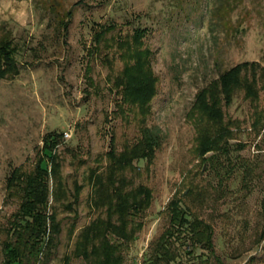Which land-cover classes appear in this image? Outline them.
<instances>
[{"label":"rangeland","instance_id":"obj_1","mask_svg":"<svg viewBox=\"0 0 264 264\" xmlns=\"http://www.w3.org/2000/svg\"><path fill=\"white\" fill-rule=\"evenodd\" d=\"M72 6L68 31H62L58 22ZM97 25L116 26L108 41L146 29L142 49L156 79L146 115L128 104L118 109L120 96L100 63L103 43L95 48ZM4 36L18 47L19 74L0 80V248L16 208L4 198L6 179L12 168H28L43 137L56 131L74 153L60 150L68 197L54 203L62 227L51 264H64L77 234L99 216L91 208L89 169H102L111 136L119 150L134 143L140 119L159 135L154 158L139 161L133 175L151 188L153 202L123 264L147 263L168 227L172 200L180 201L188 220L198 218L213 230L215 255L193 248L187 231L172 238L181 264H264V128H253L243 91L226 105L219 85L240 63H257L245 74H255L264 111V0H0ZM114 60L115 75L123 65L117 52ZM203 97L219 101L228 131L224 149L201 151L202 137L215 126L201 109ZM75 184L82 185L77 201Z\"/></svg>","mask_w":264,"mask_h":264},{"label":"trees","instance_id":"obj_2","mask_svg":"<svg viewBox=\"0 0 264 264\" xmlns=\"http://www.w3.org/2000/svg\"><path fill=\"white\" fill-rule=\"evenodd\" d=\"M73 13L74 6L65 12V19L58 22L62 31H68ZM115 27L97 25L94 32L96 50L105 49L100 63L109 70V81L120 96L118 109L122 111L121 106L128 104L132 111L138 110V114L146 115V104L156 93V79L147 68L148 52L142 49L146 29L134 28L132 32L106 40V33ZM114 45L123 65L115 75L112 73L115 65ZM17 53L18 47L10 37L0 38V80L14 79L19 74ZM256 67H259L257 63H240L222 75L219 85L226 105L232 103L236 92L243 91V98L249 101L252 116L257 122L253 128L260 130L264 128L258 125L264 119V111L258 107L257 79L254 73L249 76L245 74L249 68ZM88 70L89 67L86 68ZM242 71L243 76L240 75ZM88 79L92 84V79ZM200 103L202 111L207 112L215 125L206 132L205 138L202 137L201 151L226 148L229 143L225 133L228 131L222 120L218 99L213 97L208 103L203 97ZM137 123L139 135L134 143H126L119 150L111 136L109 149L102 156L105 160L102 169H89L87 181L92 189L91 208L99 212V216L77 234L75 247L70 256L64 257V264H69L72 259H80L84 264H123L135 235L143 228V218L153 202V191L145 184H136V179L141 176L133 175L137 174L139 161L150 163L154 158L159 135L144 125V120L139 119ZM214 129L216 135L212 137ZM235 145L239 149L245 147L242 143ZM60 150L74 154L64 144L62 133L49 132L43 137L42 146L29 167L19 165L10 171L4 198L15 203L16 208L8 219L7 236L0 248V264H51L56 255L62 223L56 218L57 205L54 203L63 202L68 197L67 186L61 176ZM81 190L82 185L75 184L74 201L78 200ZM183 231L188 232L193 248H201L215 255L212 227L198 218L188 220L180 201L172 200L168 205V227L160 235L146 264H181L175 249L177 247L171 240Z\"/></svg>","mask_w":264,"mask_h":264},{"label":"water","instance_id":"obj_3","mask_svg":"<svg viewBox=\"0 0 264 264\" xmlns=\"http://www.w3.org/2000/svg\"><path fill=\"white\" fill-rule=\"evenodd\" d=\"M236 142H237V141L232 140V141H230V144H235ZM210 155H211V153L207 154V155H206V158H208Z\"/></svg>","mask_w":264,"mask_h":264},{"label":"built area","instance_id":"obj_4","mask_svg":"<svg viewBox=\"0 0 264 264\" xmlns=\"http://www.w3.org/2000/svg\"><path fill=\"white\" fill-rule=\"evenodd\" d=\"M64 135H65L66 137H68V136H69V135H68V133H66V132L64 133Z\"/></svg>","mask_w":264,"mask_h":264}]
</instances>
